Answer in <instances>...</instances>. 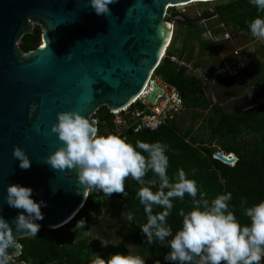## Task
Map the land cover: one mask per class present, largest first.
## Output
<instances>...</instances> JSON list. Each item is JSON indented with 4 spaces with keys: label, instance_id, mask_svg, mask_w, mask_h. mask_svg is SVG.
Instances as JSON below:
<instances>
[{
    "label": "water",
    "instance_id": "water-1",
    "mask_svg": "<svg viewBox=\"0 0 264 264\" xmlns=\"http://www.w3.org/2000/svg\"><path fill=\"white\" fill-rule=\"evenodd\" d=\"M206 1L216 0H115L109 14L97 15L90 0H0V215L10 222L16 216L4 197L7 185L18 183L45 201L39 229L59 228L75 217L89 191L76 170L44 162L62 145L51 131L57 113L78 110L97 127L93 115L101 106L114 113L132 103L173 39L168 9ZM35 24L42 44L24 51L17 42ZM17 145L31 159L27 170L12 155ZM214 156L227 164L236 160L232 153ZM24 236L16 237L17 249H8V264H27L16 258Z\"/></svg>",
    "mask_w": 264,
    "mask_h": 264
},
{
    "label": "trees",
    "instance_id": "trees-1",
    "mask_svg": "<svg viewBox=\"0 0 264 264\" xmlns=\"http://www.w3.org/2000/svg\"><path fill=\"white\" fill-rule=\"evenodd\" d=\"M172 13L175 17L182 18L177 19V24L185 27L184 33L177 34L181 45L172 48V39L154 74L178 90L183 98L187 119L180 122L181 118L178 115L158 129L132 132L118 126L115 122V114L110 112L107 106H101L93 115L98 121V134L119 135L127 138V141L133 145L136 140L149 143L159 141L166 144L168 146L166 154L169 158L167 174L170 180L177 169H183L189 178L196 181L198 196L199 191H204L206 198L210 200L217 194L231 192L230 209L241 224H247L248 219L243 216L241 201H246L245 207H247L264 200V104L228 111L222 104L213 102L207 94L208 83L202 82L196 75L190 73L187 65L182 62L185 61L194 69L204 67L202 57L204 59L209 55L215 58L221 54L220 49L225 41L215 40L214 36H222L226 31L233 37L243 34L249 42H253L256 37L251 35L248 23L255 17L264 16V12H259L248 0H216L213 10L206 9L196 17L178 14L175 11ZM202 19L217 23L214 27L211 26L212 29L201 27L199 30L195 25ZM208 31L211 32L212 38L203 36ZM41 35V28L36 25L33 32L21 38L20 46L24 51L38 46L41 43ZM258 45L259 48L257 51V47L255 48V53L264 56V46ZM193 59L196 61L191 63ZM221 62H224V58L215 63ZM212 66L213 64L207 65L206 68ZM259 71H264L263 62L261 67H258ZM253 78V82L261 81L260 84H263L264 89V80H259L256 76ZM223 81L228 82V80ZM226 93L238 95L234 90H226ZM219 150L229 154L235 153L238 160L230 165L214 158V153ZM192 169L196 170L194 174L191 172ZM154 178V174L148 171L143 179L144 186H150L155 192L158 183L156 186L148 183ZM124 186L126 196L122 193H112L107 197L102 193L89 191L82 208L67 224L55 229L41 228L34 237L19 238L22 252L16 257L17 260L25 261L27 264H91L96 255L107 258L117 252L129 254L128 243L132 242L137 246L139 254L142 257L148 256L153 264H174L172 261L164 260V255L170 249L162 246L159 241H154L149 246L140 230V225L146 222L143 206L139 204L136 196L141 185L128 177L124 181ZM172 203L173 208L166 218V223L175 234L182 224L180 212L187 213L193 205L187 194L183 200L174 198ZM117 207L123 209L124 217L131 214L133 219L117 228L119 242L104 245L94 238L90 232V225L102 213H110ZM161 211L163 209L160 206L153 205V214ZM81 218L85 220V227L74 231V225ZM107 221L113 238L111 221ZM84 231L89 232L90 235L84 236ZM168 239L171 237L166 238ZM195 259L197 258H194L192 264H195Z\"/></svg>",
    "mask_w": 264,
    "mask_h": 264
},
{
    "label": "clouds",
    "instance_id": "clouds-1",
    "mask_svg": "<svg viewBox=\"0 0 264 264\" xmlns=\"http://www.w3.org/2000/svg\"><path fill=\"white\" fill-rule=\"evenodd\" d=\"M114 2L90 0V6L97 15H107L110 13L109 5ZM248 2L259 12H264V0ZM248 28L253 37L264 40V16L250 20ZM116 112L113 113L115 116ZM51 131L62 141V145L51 152L44 162L53 169L76 170L84 191L99 192L107 197L112 193L126 196V178L131 177L141 185L136 196L143 206L146 222L140 225V230L149 246L159 241L170 249L164 255L165 261L192 264L197 258L195 264H264V200L247 207L246 201H241L243 216L248 219L247 224H241L229 206L231 192L217 194L210 200L204 191H199L198 196L196 181L189 178L183 169H177L170 180L167 174L168 146L162 142L136 140L133 145L119 135H99L94 123L75 109L58 112ZM217 152L229 155L220 150ZM12 155L19 161L21 169L27 170L31 166L30 157L19 145L14 146ZM148 171L155 177L148 182L149 185L156 186L158 183L155 192L150 186H144L143 178ZM195 171L191 170L193 174ZM32 193L30 186L18 183L6 187L4 201L8 207L16 209L17 214L11 222L0 215V264L10 261L9 248H18L17 236L34 237L39 231L38 221L43 219L41 208L46 204L42 199L35 200ZM185 194L191 198L193 206L187 213L180 212L182 224L173 234L166 218L173 208V199L183 200ZM153 205L160 206L163 211L153 214ZM126 219L131 222L133 218L128 214ZM84 227L85 220L81 218L73 230ZM83 235L89 236L90 233L84 231ZM168 237L171 239L166 240ZM91 264H145V259L117 252L107 258L96 255Z\"/></svg>",
    "mask_w": 264,
    "mask_h": 264
},
{
    "label": "rangeland",
    "instance_id": "rangeland-1",
    "mask_svg": "<svg viewBox=\"0 0 264 264\" xmlns=\"http://www.w3.org/2000/svg\"><path fill=\"white\" fill-rule=\"evenodd\" d=\"M214 5H215V1L193 2V3L186 4V5L171 7L170 9H168V12L169 14L170 13L173 14L172 11H175L178 14L183 13V14H188L190 17H196L200 15L201 13H203V11L206 9L213 10ZM170 17L175 20L172 48L180 47L181 41H180V37L177 36V34L184 33L185 27H182L180 26V24H177V19H182L181 17H175L174 15H170ZM216 23L217 21H208L207 19H202L196 22L195 27L201 30V27H206V28H211V26L214 27ZM36 25L38 24H35V26ZM231 38H232L231 40L229 39V41L222 43V47L220 49L221 54L219 56L212 58L209 55H207L206 57H204V59L202 57L201 60L205 68L204 67L199 68L200 70L204 72L211 73V71L215 72L216 70H218V67H221L225 65L226 63H234V61H236V58H234L232 54L235 49L242 51L243 55L248 54L249 57L247 61L245 62V67L242 68L241 74L238 78H234L231 80L229 79L227 83H225L223 80L214 81V82H206L209 85L208 90H207L208 96L213 100V102L222 104L224 107H226L228 111L235 110L239 107H243L247 109L249 106H253L258 103L264 102V97L261 98L259 97L258 94H255L256 84H253L252 80H250L249 77H247L248 75H252V74L255 75L256 72H258V69H257L259 67L258 65H261L264 60L263 55L259 56L255 53V48L257 47L256 48V51H257V49L259 48L258 44H261L258 41H260L261 39L257 38L255 42H249L247 37L244 36L243 34H239L236 37H233L231 34ZM17 43L20 46V44L22 43V40L19 39ZM221 58H224V62L215 63L216 61H220ZM194 61H196V59H193L191 63H193ZM212 64H213L212 68H206L207 65H212ZM197 74L198 73L195 72L196 76ZM226 90L227 91L234 90L238 92V95H232V94L228 95L226 93ZM179 116H180L179 118H181L180 122L181 120H186L187 119L186 110L183 111ZM120 117H121V114L115 116V118L117 119ZM188 123H190V120L188 121ZM123 213L124 211L120 207L115 208L110 213H107V214L102 213L99 216V218L93 221L90 225V232L93 234L94 238L96 240L103 241L106 244H109L112 242H116V243L119 242L120 238L117 235L116 230L122 223L129 222L126 219V217L123 216ZM107 220L111 221L112 230H113V238L111 236V232L109 231ZM128 248H129L130 254L144 258L145 264H153V262L148 256L142 257L139 254L137 246L134 243L129 242Z\"/></svg>",
    "mask_w": 264,
    "mask_h": 264
},
{
    "label": "built area",
    "instance_id": "built-area-1",
    "mask_svg": "<svg viewBox=\"0 0 264 264\" xmlns=\"http://www.w3.org/2000/svg\"><path fill=\"white\" fill-rule=\"evenodd\" d=\"M170 15L173 14H169L167 11L166 19L168 18V20H171L172 18ZM210 33L211 32L208 31L206 34L211 36ZM214 38L218 41L232 39L230 32H226L222 36H214ZM258 42L264 46V40H260ZM241 52L242 51L235 49L233 55L237 57V61L234 63H226L225 65L218 67V70L215 72L211 71V73L204 72L200 69H194L185 62L182 63L187 65L190 73L195 74V72H197V76L205 83L219 80H229L240 76L244 62L248 59L247 57H249L248 54L243 55ZM174 60H176V58H174ZM154 90L157 91L155 96L156 101H152L150 99V94ZM183 111V98L178 90L174 86L163 82L153 73L143 90L134 99V101L124 107L121 111L116 112L117 115L121 114V117L118 119L116 118L115 122L118 126L127 128L133 132H138L142 129L155 130L173 120Z\"/></svg>",
    "mask_w": 264,
    "mask_h": 264
},
{
    "label": "crops",
    "instance_id": "crops-1",
    "mask_svg": "<svg viewBox=\"0 0 264 264\" xmlns=\"http://www.w3.org/2000/svg\"><path fill=\"white\" fill-rule=\"evenodd\" d=\"M226 32H228V31H226ZM204 36L205 37H210V35H207L206 33L204 34ZM233 36V35H232ZM210 38H212V37H210ZM231 40V39H230ZM225 42L226 41H229V40H224ZM234 58H236L234 55H232ZM247 60H245V62H246ZM234 62H236V61H234ZM245 62H244V65H243V67H245ZM258 66H260L261 67V65H258ZM258 69V68H257ZM195 75V74H194ZM253 76H256L257 77V79H259V80H264V71H259V72H257V74L256 75H248L247 77H249V79L250 80H252V83L253 84H256L255 85V89H256V91H255V94H258L259 95V97H261V98H263L264 97V89H263V87H262V85L263 84H260V82H253V80H254V78H253ZM198 77V76H197ZM199 78V77H198ZM199 79H201V78H199ZM201 81L203 82V80L201 79ZM205 83V82H204ZM259 104H264V102L263 103H258V104H256V105H253V106H249L248 108H251V107H255V106H257V105H259ZM243 108V107H242ZM247 108V109H248ZM243 109H246V108H243ZM235 154V153H234ZM237 160V159H236ZM236 160H235V162H236ZM235 162H234V164H235Z\"/></svg>",
    "mask_w": 264,
    "mask_h": 264
},
{
    "label": "bare ground",
    "instance_id": "bare-ground-1",
    "mask_svg": "<svg viewBox=\"0 0 264 264\" xmlns=\"http://www.w3.org/2000/svg\"><path fill=\"white\" fill-rule=\"evenodd\" d=\"M193 3V2H192ZM187 3H183V4H177L176 6H180V5H186Z\"/></svg>",
    "mask_w": 264,
    "mask_h": 264
}]
</instances>
